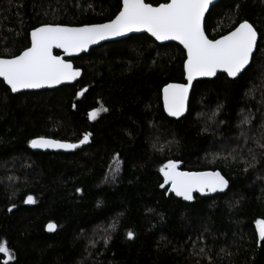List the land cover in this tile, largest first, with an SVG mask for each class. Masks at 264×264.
I'll use <instances>...</instances> for the list:
<instances>
[{
  "label": "trees",
  "instance_id": "16d2710c",
  "mask_svg": "<svg viewBox=\"0 0 264 264\" xmlns=\"http://www.w3.org/2000/svg\"><path fill=\"white\" fill-rule=\"evenodd\" d=\"M121 6L0 0V57L20 54L40 25L102 23ZM245 20L259 34L251 64L235 79L197 81L180 119L165 113L162 89L185 81V50L148 34L73 58L84 70L75 84L13 94L0 79V242L9 264H264L256 224L264 219V0H220L205 30L216 39ZM85 134L87 143L67 151L30 145L38 137L79 144ZM115 155L119 176L99 184ZM170 160L220 171L229 186L184 201L164 184L160 168Z\"/></svg>",
  "mask_w": 264,
  "mask_h": 264
},
{
  "label": "snow or ice",
  "instance_id": "6c2138e0",
  "mask_svg": "<svg viewBox=\"0 0 264 264\" xmlns=\"http://www.w3.org/2000/svg\"><path fill=\"white\" fill-rule=\"evenodd\" d=\"M212 3L213 0H169L154 7L145 0H123L122 10L107 23L82 27L52 24L38 27L31 32L30 47L10 59L0 58V78H3L13 93L21 89L52 87L75 80L80 75L79 70L74 69L61 56L53 55V48L63 49L71 55L101 40L144 30L159 41H178L187 52L184 63L187 83L167 84L163 88L165 110L170 116L178 117L186 109L189 89L197 77H214L218 70H223L228 77L236 78L250 64L256 48L257 31L247 20L219 39H209L205 35L202 21ZM78 95H83V92ZM100 111L107 109H94L89 112V119L95 120ZM89 136L85 134L79 144L39 137L31 140L30 145L32 148L75 149L87 143ZM160 172L164 184H170L171 191L186 201L193 199V192L223 191L228 186V181L218 171H179L178 163L171 160L160 168ZM27 202L35 201L29 196ZM256 224L259 239L264 241V219L257 220ZM56 228L54 223L47 225L49 232ZM127 236L132 239L134 233L129 231ZM0 254L7 257L4 264L13 260V254L5 242H0Z\"/></svg>",
  "mask_w": 264,
  "mask_h": 264
},
{
  "label": "water",
  "instance_id": "95a60500",
  "mask_svg": "<svg viewBox=\"0 0 264 264\" xmlns=\"http://www.w3.org/2000/svg\"><path fill=\"white\" fill-rule=\"evenodd\" d=\"M220 0H213V3L209 6V10L205 13V16H204V19H203V21H202V26H203V28H204V31H205V35L209 38V39H212V38H210L209 36H208V34L206 33V30H205V19H206V16H207V14H208V12L210 11V9L216 4V3H218ZM145 2H146V0H145ZM167 2H169V0L167 1ZM146 3H148V2H146ZM161 3H166V2H161ZM160 3V4H161ZM150 4H152V3H150ZM154 7L155 6H158L159 4H157V5H154V4H152ZM122 7H123V0H122V6H121V9L120 10H122ZM118 14H119V12H118ZM117 14V15H118ZM116 15V16H117ZM115 16V17H116ZM115 17L113 18V19H115ZM112 19V20H113ZM110 21V20H109ZM109 21H106V22H102V23H92V24H85V25H79V26H76V25H66V24H52V25H62V26H67V27H82V26H86V25H94V24H103V23H107V22H109ZM249 22V21H248ZM250 23V22H249ZM44 25H48V24H44ZM44 25H40V26H38V27H41V26H44ZM239 25V24H238ZM237 25V26H238ZM236 26V27H237ZM38 27H36V28H38ZM235 27V28H236ZM36 28H34V29H36ZM234 28V29H235ZM255 28V27H254ZM34 29H32L31 31H30V45L28 46V47H30L31 46V32L34 30ZM233 29V30H234ZM256 29V28H255ZM233 30H231V31H233ZM230 31V32H231ZM257 31V30H256ZM138 34H148L150 37H152L157 43H159V44H166V43H177V44H179L180 46H182L183 47V45H181L178 41H174V40H165V41H159V40H156V38L155 37H153L152 35H151V33H149V32H147V31H144V30H141V31H133V32H129V33H126L125 35H122V36H119V37H110V38H108V39H105V40H101V41H99V42H97V43H95V44H91V45H89L88 46V48L87 49H85L84 51H81V52H77V53H73V54H71V55H69V54H67V53H65V51L63 50V49H60V48H53V55H58V56H61L65 61H67V62H69V63H71L72 65H73V68L74 69H76V70H79V72H80V75L78 76V77H76V79L75 80H71V81H64V82H62L61 84H58V85H54V86H52V87H48V86H45V87H42V88H38V89H21L19 92H16V93H13V94H19V93H23V92H30V91H40V90H44V89H56V88H59V87H61V86H64V85H71V84H75L76 82H78L82 77H83V75H84V70L82 69V68H79V67H76V65H75V63H74V61H73V58H75V57H79L80 55H82L83 53H89L92 49H94V48H96V47H98V46H100V45H102V44H104V43H107V42H112V41H119V40H123V39H126V38H128L129 36H131V35H138ZM227 34H229V32L228 33H226L225 35H227ZM224 36V35H223ZM220 37H218V38H216V39H219ZM258 41H259V34H258V32H257V44H256V48L254 49V52H253V56H254V54H255V52H256V50H257V45H258ZM27 47V48H28ZM184 49V48H183ZM25 50V49H24ZM23 50V51H24ZM185 50V49H184ZM22 51V52H23ZM56 51H58L59 53H56ZM185 53H186V58H185V61H186V59H187V52H186V50H185ZM19 55V54H18ZM253 56H252V58H251V61H250V64H251V62H252V59H253ZM0 58H2V59H10V58H12V57H0ZM185 61H184V63H185ZM249 64V65H250ZM248 65V66H249ZM248 66H246V68L248 67ZM184 72H185V70H184ZM220 73H224V74H226L227 75V73L226 72H224L223 70H218V72H217V74H216V76L218 75V74H220ZM216 76H214V77H197L193 82H192V87L189 89V97H188V101H187V105H186V109H185V111L183 112V114L182 115H180V116H178V117H174V116H170L169 114H168V112L165 110V108H164V110H165V113L169 116V117H171V118H173V119H180L181 117H183L184 115H186L187 113H188V110H189V102H190V97H191V92H192V90H193V87H194V84L197 82V81H200V80H204V79H214ZM230 79H235V78H232V77H229ZM237 78V77H236ZM1 80H3V78H0ZM184 84V83H187V79H186V73H185V81L184 82H170V83H168V84ZM5 84H6V82H5ZM7 85V84H6ZM8 86V85H7ZM166 86V85H165ZM164 86V87H165ZM9 87V86H8ZM163 87V88H164ZM9 89H10V87H9ZM162 101H163V107H164V98H163V89H162ZM39 138V137H38ZM44 138H47V139H51V140H56V141H60V142H62V143H69V142H67V141H61V140H57V139H54V138H51V137H44ZM37 139V138H36ZM34 151H49V150H62V151H67V150H70V149H62V148H32ZM179 171H184V172H215V171H217V170H206V171H188V170H183V169H181L180 167H179ZM218 172H220V171H218ZM221 173V172H220ZM221 175H223L222 173H221ZM224 176V175H223ZM224 178L226 179V177L224 176ZM227 180V179H226ZM228 181V180H227ZM228 186H229V183H228ZM228 186H227V188H228ZM227 188H225L223 191H220V190H217V191H219V192H224V191H226L227 190ZM170 191H171V185H170ZM172 192V191H171ZM174 193V192H173ZM210 192H208V191H205V192H203V193H201V192H193V198H194V196L196 195V194H200V195H207V194H209ZM175 194V193H174ZM32 197V196H31ZM177 197H179V196H177ZM179 198H181V199H183V197H179ZM34 200V199H33ZM184 200V199H183ZM184 201H186V200H184ZM188 202V201H187ZM27 204L28 205H32L33 203H28L27 202ZM49 223H54V222H49ZM49 223H47V225L49 224ZM54 224H56V223H54ZM47 225H46V230L48 231V229H47ZM57 229V228H56ZM56 231V230H55ZM55 231H53V232H55ZM49 232V231H48ZM53 232H49V233H53Z\"/></svg>",
  "mask_w": 264,
  "mask_h": 264
},
{
  "label": "rangeland",
  "instance_id": "374dc122",
  "mask_svg": "<svg viewBox=\"0 0 264 264\" xmlns=\"http://www.w3.org/2000/svg\"><path fill=\"white\" fill-rule=\"evenodd\" d=\"M121 167H122V159L119 156L115 155L112 158L108 166V169L104 177L100 180L99 184L101 185L112 184L119 176Z\"/></svg>",
  "mask_w": 264,
  "mask_h": 264
}]
</instances>
